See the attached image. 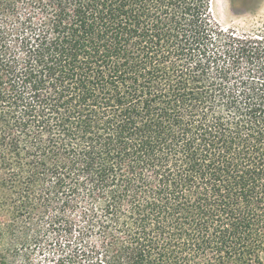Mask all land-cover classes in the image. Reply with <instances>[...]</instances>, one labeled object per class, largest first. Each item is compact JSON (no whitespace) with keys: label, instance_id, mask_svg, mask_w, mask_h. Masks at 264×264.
<instances>
[{"label":"trees","instance_id":"obj_1","mask_svg":"<svg viewBox=\"0 0 264 264\" xmlns=\"http://www.w3.org/2000/svg\"><path fill=\"white\" fill-rule=\"evenodd\" d=\"M212 3L0 0V264H264V26Z\"/></svg>","mask_w":264,"mask_h":264},{"label":"rangeland","instance_id":"obj_2","mask_svg":"<svg viewBox=\"0 0 264 264\" xmlns=\"http://www.w3.org/2000/svg\"><path fill=\"white\" fill-rule=\"evenodd\" d=\"M212 9L223 28L249 33L264 26V0H213ZM43 235L47 236L41 237L37 245L8 253L5 250L2 255L11 264H55V251L49 249V232Z\"/></svg>","mask_w":264,"mask_h":264}]
</instances>
